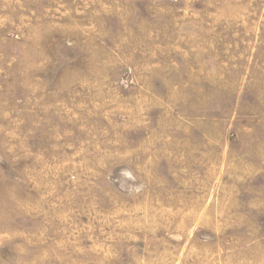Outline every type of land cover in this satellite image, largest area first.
I'll list each match as a JSON object with an SVG mask.
<instances>
[{
	"label": "rangeland",
	"instance_id": "rangeland-1",
	"mask_svg": "<svg viewBox=\"0 0 264 264\" xmlns=\"http://www.w3.org/2000/svg\"><path fill=\"white\" fill-rule=\"evenodd\" d=\"M0 264H264V0H0Z\"/></svg>",
	"mask_w": 264,
	"mask_h": 264
}]
</instances>
